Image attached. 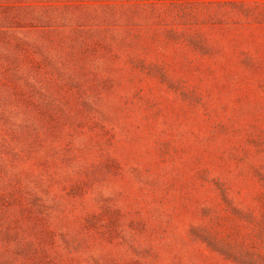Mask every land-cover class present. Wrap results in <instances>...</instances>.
Segmentation results:
<instances>
[{
    "label": "rangeland",
    "instance_id": "1",
    "mask_svg": "<svg viewBox=\"0 0 264 264\" xmlns=\"http://www.w3.org/2000/svg\"><path fill=\"white\" fill-rule=\"evenodd\" d=\"M0 264H264V0H0Z\"/></svg>",
    "mask_w": 264,
    "mask_h": 264
}]
</instances>
